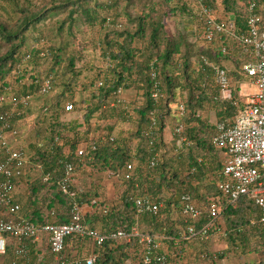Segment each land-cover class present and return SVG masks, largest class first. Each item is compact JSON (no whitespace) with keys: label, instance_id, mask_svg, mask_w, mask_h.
Listing matches in <instances>:
<instances>
[{"label":"trees","instance_id":"16d2710c","mask_svg":"<svg viewBox=\"0 0 264 264\" xmlns=\"http://www.w3.org/2000/svg\"><path fill=\"white\" fill-rule=\"evenodd\" d=\"M205 3L220 14L218 19L231 17L236 35L247 32L249 0H205ZM198 7L197 0H61L50 7L44 4L34 10L17 3L16 9L22 17L16 23L8 25L0 18V90L6 85L18 84L14 88L18 94H35L38 86L31 81L43 75L55 78L53 92L62 88L47 108L43 106L47 99L39 97L15 120L19 128L20 123L39 107L38 140L35 156L31 158L34 164H41L42 175L35 179L24 176L22 179L27 185L22 190L18 186L14 188L13 201L21 207L17 215L37 225L68 222L74 200L63 191L60 182L66 176L65 163L72 162L75 165L74 181L69 188L76 192L75 200L80 203L98 199L95 211L87 215L86 222L105 234L129 231L138 224L142 232L160 238L171 236L176 242V258L161 247L160 251L169 255L172 264H186L183 245L199 242L207 246L212 239L190 240L181 235L186 218L181 199L183 194L189 193L193 198L201 195L202 202L208 203L216 197L224 203L221 218L216 220L225 231V235L221 234L225 237L224 244L219 251L206 249L207 261L225 264L224 259H230L235 264H247L249 254L264 252V224L255 201L243 196L236 206L228 205L227 198L217 189L216 182L228 154L212 144L215 123H210L202 112L205 103H210L217 120L235 114V107L219 98V88L206 60L226 67L233 80L240 79L246 76L241 69L244 46L229 32L217 37L213 43H207L208 22L197 15ZM59 13L66 15L59 22L57 31L62 35L67 26L69 38L57 44L46 40L35 29L47 16ZM258 13L264 19V0H259ZM173 17L178 20L171 31L166 20ZM77 20L88 31L105 25L101 36L92 39L93 54L84 55L90 45H82L74 37L73 27ZM225 21L228 23L229 20ZM192 25L201 35L197 44L189 39ZM28 31H31L29 36L33 42L28 41ZM224 48L229 52L224 53ZM95 50L99 51L105 66L98 63ZM42 52L46 56L43 57ZM232 59L233 70L227 66V61ZM79 61L83 62L81 66L77 65ZM238 66L240 72L235 70ZM119 89L122 93L134 89L141 97L134 102L126 96L120 99L122 94H115ZM156 89L159 97L154 96ZM76 95L79 99H75ZM110 96L114 98V106L109 103ZM68 103H73V109L66 110ZM180 103L185 106L184 115L178 113ZM65 114L73 117L66 119ZM75 114L81 116L78 119H82L81 122L75 120ZM125 123L131 126L126 134L123 131L117 135L113 133ZM178 123L184 124L189 142L175 143L176 146L171 147L166 141L167 125L171 124L176 140ZM93 144L96 149H92ZM79 147L87 149L83 158L76 155ZM3 160L0 148V162ZM152 160L156 161L153 167L150 166ZM129 163L134 166L131 177L126 179L122 173ZM86 168L109 173L120 180L122 186L118 197L111 198L97 187L76 188V178L82 177ZM211 172L215 175V187L208 186V194L203 196L200 185H194V180L200 184ZM46 175L48 179L45 180ZM145 196L158 205V210L138 214L135 200ZM206 205L202 207L201 222L209 219ZM224 216L226 227L222 224ZM9 217L8 207L0 203V218ZM48 237L43 234L39 242L24 240L31 249L32 262L48 264L53 258ZM80 241L79 238L67 240V256L73 257L68 245L79 244L81 247ZM44 243L49 246L47 255L40 252ZM18 244L16 238L10 239L6 254L2 256L4 264H11L15 259ZM173 244L171 242L172 247ZM85 247L86 244L82 246ZM143 251L144 243L139 237H134L131 242L108 239L98 249L94 264H142ZM258 264H264V261L261 259Z\"/></svg>","mask_w":264,"mask_h":264},{"label":"built area","instance_id":"2783aa9c","mask_svg":"<svg viewBox=\"0 0 264 264\" xmlns=\"http://www.w3.org/2000/svg\"><path fill=\"white\" fill-rule=\"evenodd\" d=\"M197 3L199 5L197 15L208 22L205 41L213 43L225 32L231 33L240 41L244 46L245 55L241 69L255 86L252 93H249L247 87H241L240 91L244 97L240 98L226 67L206 60V65L213 73L214 83L219 88V98L235 107V114L231 118L217 120L215 123L212 144L217 149L226 150L228 154L216 186L221 196L227 198L228 205L236 206L243 196L253 199L261 210L260 221L264 224V19L258 13L259 0H249L248 30L242 35L235 34L231 17L218 19L214 9L208 6L205 0H197ZM225 19L229 20L228 23ZM223 52L229 51L224 48ZM41 55L44 57L46 53L42 52ZM26 58L28 59L29 56ZM16 77L14 76V79H17ZM31 83L38 86L35 94H18L14 89L18 84L6 85L0 90V148L4 154V160L0 162V203L7 206L11 214L9 218H0V257L6 254L9 241L13 237L19 244L11 264H39L31 261V249L24 240L39 242L42 240V235L47 234L54 259L50 264H94L98 259V249L103 247L108 239L114 242H131L134 237H139L144 243L142 264H172L169 255L160 251L159 236L142 232L138 224L129 231L119 230L110 234L88 225L86 217L90 208H95L98 199H93L89 203L75 200L76 192L69 188V184L74 181L75 165L72 162L65 163L66 176L60 182L63 191L74 200L69 209L68 222L37 225L30 219L17 215L21 207L13 201L12 193L27 175L32 162L27 148L18 141L20 130L15 120L19 119L26 108L32 107L36 99L51 95L56 80L52 75H43L32 79ZM115 94L121 95L122 89ZM154 96L159 97L158 89ZM71 109L73 103H68L66 110ZM178 113L184 115L183 103L179 104ZM176 133L178 145L189 142L183 123L177 124ZM110 139L113 140V137ZM55 140L59 141V137ZM92 149H96L95 144L92 145ZM87 153L86 147L76 149V155L80 158L85 157ZM155 164V160L150 162L151 167ZM133 166L129 163L122 176L124 174V177L129 179ZM35 167L40 170L41 164H35ZM46 179L48 175L45 176ZM181 200L183 213L186 216L181 235L185 239L207 241L218 233L225 235L223 228H220L216 222L221 218L224 210L222 200L215 197L208 202L209 219L206 222H201L204 211L191 194H183ZM135 203L138 214L158 210V205L148 196L137 198ZM76 238L92 245V249L84 256H67L65 252L67 240Z\"/></svg>","mask_w":264,"mask_h":264},{"label":"rangeland","instance_id":"374dc122","mask_svg":"<svg viewBox=\"0 0 264 264\" xmlns=\"http://www.w3.org/2000/svg\"><path fill=\"white\" fill-rule=\"evenodd\" d=\"M61 0H0V18L6 22L8 25L12 24L13 22H17L19 20V18L22 17V14L16 9V5L17 3L20 4V6H28L29 9H36L38 7H40L41 5H46L48 7L52 6L54 3L60 2ZM30 3V4H29ZM19 7V6H18ZM28 9V11H29ZM216 12V11H215ZM216 17L218 18L220 15L219 13H215ZM66 13H59V14H54V15H50L47 16L46 19L42 20L39 24H38V29H35L39 34L42 35V37H44L46 40L48 39L49 42L52 43H59L62 41H65V39L69 38L67 35V26H65V30L62 35L59 34V32L57 31V27L59 26V22L61 21V19H63V17H65ZM187 18H184V20ZM174 20V21H173ZM178 19L175 17L173 18H168L166 20L167 23V27L169 28V30L171 29V31L174 30V25L173 23H176ZM178 27H183V24H178ZM105 30V25L103 26H95V28H92L91 30H87L86 26L80 22L79 20H77V23L74 25L73 27V33H74V37L76 38V40L81 41L82 45H85V43L89 44L90 48L85 49V53L84 55H90V53L93 52L94 48L91 45L92 43V39L94 36H96V38L98 39L99 36H101V33H103V31ZM191 32H190V36L189 39L190 41L194 42L195 44L199 43L201 41V35H199L198 31L196 30V28L193 27V25L191 26ZM31 32V31H30ZM30 32L28 31L26 33L27 37H28V41L29 42H33L32 38L29 36ZM88 32V33H87ZM74 42V41H73ZM205 43V42H204ZM206 49V48H205ZM71 50L73 52H76L73 48H71ZM96 52V50H95ZM93 54V53H92ZM96 55H98L97 61L100 64H103L104 60L101 58V56L99 55V51L96 52ZM92 58V57H91ZM234 59H232V61H227V66L233 70L234 67ZM83 64L82 61L78 62V66H81ZM105 66V64H103ZM235 70H238L239 72L240 70V66H238ZM85 75H88L87 73H85ZM233 80V79H232ZM234 86L236 87V92H239V97L243 98V94L241 93L240 89L241 87H247L249 93H252L255 90V86L252 82V80L249 77H242L240 79H234ZM62 92V88L58 87L51 95L49 96H45L42 97L43 100L44 98L47 99L44 101V109L45 107H48L49 104L52 102V98H56L57 95H59ZM127 97V99L131 98V102L136 101V99H138V97L140 98L141 95L140 93L138 94V92L134 89L128 90V91H124V93H122L121 98ZM78 95H76L75 99H79ZM88 97V96H86ZM111 97V96H110ZM114 98L111 97L109 99V103L110 105L114 106L115 101L113 100ZM118 100V99H117ZM42 101V99H41ZM41 105V104H40ZM205 109L202 111L204 112V117H206V119L210 122V123H216L217 121V115L215 110L213 109V105L210 103H205ZM212 105V106H211ZM39 106V105H38ZM219 108V107H218ZM39 115H41V112L39 110V107L37 109H35V111L29 115L24 121H22V123H20L19 125V130H20V135L18 137V141L20 143H22V145H24L27 150L28 153L30 155V159H31V166L28 168L27 170V175L26 177H30L31 179H35L38 178L42 175L40 170H37V168L35 167V164L33 163V160L31 158L35 156V149H36V144L35 142L38 140L37 139V127L39 126V122H37V119L39 117ZM71 117H73L71 114H65L66 119H70ZM75 117H77L75 120H78L81 118L80 115L75 114ZM81 120H78V122H81ZM121 129H115V131L113 132L114 134H119L122 131L125 132V134L127 133V131L129 130V128L131 127L129 125V123H125V124H120ZM205 160V158H204ZM211 170V169H210ZM100 172V173H98ZM103 171H93L90 170V168H86L85 170H83L82 172V177H78V179L76 178V188H80V187H84V188H90L92 187H97L98 190H100V192H106V194L109 195V197H118V194L120 193V188H121V184H120V180L116 179L115 177H113L111 174L109 173H101ZM29 174V175H28ZM209 178H207L206 180H204V182L200 183V184H196L197 180H194V185H200L199 191L200 193L203 195L208 194V189L207 187L209 186H213V188L215 187L214 182H213V178L215 177L214 173L211 172L208 174ZM22 182V183H21ZM20 182V184L18 185V188L20 190H22L23 187H25L27 185V182L25 180L22 179V181ZM214 190V189H213ZM211 191V193L213 194L214 191ZM203 195V196H204ZM198 202V204L201 207H205L207 206L206 204L207 201L202 202L201 200V195L197 198H195ZM176 216L178 217L177 213ZM222 224L226 227L227 226V222H226V216L223 217L222 219ZM185 226V220H183V227ZM216 237V242H218V251L221 249L220 247L224 244L223 243V239L225 237H223L221 235V233H218V235L214 236ZM44 248H42L40 250V252L46 254L48 253V243H44ZM77 249V248H75ZM82 250H85L82 248ZM81 250V252H83ZM87 251V250H85ZM74 252V251H73ZM72 252V253H73ZM47 255V254H46ZM248 260H247V264H258L259 261L262 259L264 261V252L262 253H257L256 251L252 252L251 254H249L248 256ZM51 260L48 262V264L51 263L53 258H50ZM4 260L3 257H0V264H4ZM243 264H246L245 262H242ZM225 264H235L234 262L230 261V259H226L225 260Z\"/></svg>","mask_w":264,"mask_h":264},{"label":"crops","instance_id":"0c3cea01","mask_svg":"<svg viewBox=\"0 0 264 264\" xmlns=\"http://www.w3.org/2000/svg\"><path fill=\"white\" fill-rule=\"evenodd\" d=\"M166 141L167 143L173 147V146H176L175 143H176V140L174 138V134H173V129L171 127V124H168L167 125V130H166ZM95 211V208H90L89 210V213H93ZM162 237V236H161ZM159 241H160V247L164 250V251H167L171 254L172 257L176 258V256L178 255L176 253V242L173 241L172 237L171 236H167V237H164V238H160L159 236ZM173 242V247L171 246V242ZM70 243V242H69ZM80 244H83L85 245V242H82L80 241ZM80 247L79 244H71V245H68L70 249L71 248V251L73 252L72 253V256H84L86 255L91 249H92V245L90 244H87L86 243V247L84 248L85 250H82V246ZM179 247H181V245H179ZM183 247H185V252H184V263L186 264H218L217 262L216 263H212L211 260H206L205 259V250L208 249L210 252L213 251V250H217L218 249V242H216V237H213L209 243H207V246H204L202 245L201 243L199 242H193V243H190L188 245H183ZM77 248V249H75ZM182 248V247H181ZM81 250L83 252H81ZM179 258V256H178ZM177 258V259H178ZM226 260V259H224Z\"/></svg>","mask_w":264,"mask_h":264}]
</instances>
